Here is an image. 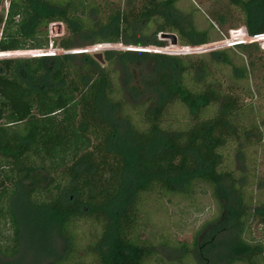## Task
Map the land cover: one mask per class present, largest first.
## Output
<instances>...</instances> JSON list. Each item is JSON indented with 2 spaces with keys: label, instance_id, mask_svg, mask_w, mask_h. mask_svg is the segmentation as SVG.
Segmentation results:
<instances>
[{
  "label": "trees",
  "instance_id": "1",
  "mask_svg": "<svg viewBox=\"0 0 264 264\" xmlns=\"http://www.w3.org/2000/svg\"><path fill=\"white\" fill-rule=\"evenodd\" d=\"M87 1L9 0L2 19L0 220L8 222L11 235L0 233V257L14 259L22 248L14 210L19 196L65 243L63 254L50 264H148L158 253L143 239L145 217L153 209L145 204L151 199L159 210L164 198L189 199L204 188L219 204L225 191L232 196L220 207L237 230L242 253L226 264H264V232L260 237L252 232L254 225L264 229V200L257 202L250 191L260 192L264 178L258 177L257 161L247 165V151L264 142V114L249 84L253 63L236 66L230 56L250 53L257 45L182 56L106 51V66L87 53H15L46 51L50 45L67 52L85 33L93 34V46L165 48L158 37L169 32L179 34L182 47L213 43L209 37L192 41L187 31L159 20V0L111 11L103 21L104 10ZM234 5L248 21V35H264V0ZM253 6L263 8L254 27ZM56 23L66 26L67 35L50 37ZM142 23L155 26L154 41H136L135 26ZM108 27L114 30H96ZM140 63L160 66L146 76L144 91L132 86L131 69ZM225 66L231 68L228 80L219 76ZM235 161L245 167L234 168ZM130 176L132 199L120 202Z\"/></svg>",
  "mask_w": 264,
  "mask_h": 264
},
{
  "label": "rangeland",
  "instance_id": "2",
  "mask_svg": "<svg viewBox=\"0 0 264 264\" xmlns=\"http://www.w3.org/2000/svg\"><path fill=\"white\" fill-rule=\"evenodd\" d=\"M141 1L94 0L96 5L104 10L103 14H99L103 18L102 21L106 20L111 11H125L133 5H138ZM87 2H92V0ZM237 2L238 0H159V20L176 24V28L187 31L190 34L187 38L192 41L198 42L209 37L213 43L208 45L182 47L180 46L179 34L172 33L178 37V46H172L170 41L166 40H161L166 41L167 46L165 48L142 46L140 44L130 47L122 44L93 46V34L85 33L75 37L77 48L67 52L52 48L46 52L51 53V56L63 54L80 56L83 53H87L94 57L96 54H102L104 60L106 51H141V49H148L149 51L145 52L149 53L173 56L185 54L207 55L237 46L235 44L229 46V44L237 40H243L248 42L246 45H257L256 49L250 53L241 54L233 51L230 56L236 66L253 63V69L249 65L251 70L249 84L254 95V102L259 111L264 114V36L260 40L259 38L251 40V38L245 36V34H248L245 24L248 21L239 6L234 5ZM8 6L9 0H4L1 9L0 38L3 30L2 19H5ZM254 7L250 11V25L252 27H254L256 20L260 18L259 11L263 10V8ZM90 17L96 20L97 17L94 11H92ZM174 24H171V26ZM61 25L63 32L59 36L67 35L66 26L62 23ZM91 25L92 23L89 22L88 26ZM145 26L144 23L135 26L136 41H154L156 37L153 35L156 29L155 26ZM97 29L100 34L114 30L112 27L104 30ZM241 30L242 34L232 35L233 31ZM59 36L51 33L50 37L56 38ZM159 37L158 40H160ZM164 49H167V52H162ZM33 52L18 51L15 53L25 54ZM101 65L106 66V63ZM159 68V65L140 63L137 67L131 69L132 86L143 90L145 87L143 83L148 78L146 76H154V72ZM220 71L219 76L224 80H228L231 75V68L229 66L221 67ZM117 74L113 73V76L117 78ZM127 77L123 74V79H127ZM107 112L110 111L107 110ZM234 152L233 154H235ZM247 158V165L251 167L257 161L258 177L264 178V142L249 149ZM244 167L245 165L242 162L239 161L237 163L235 161L234 168ZM126 181L120 202H129L132 199L134 179L130 176L126 178ZM177 185L180 186L181 184L178 183ZM250 191H253L251 195L255 197L257 202L264 200V184L260 192H255L254 187H251ZM231 200L232 196L226 191L225 194L219 195V202L222 206L229 205ZM220 204L213 197L212 191L204 188L198 189L194 196L189 199L182 197L164 198L158 204L160 206H158L159 210L150 199L145 204V207L148 210L150 206H153V209L152 213L145 217L147 218V225L143 231V239H147V241L156 246L158 256L152 258L148 264H226L232 257L240 255L242 252L235 238L237 230L233 227L231 220L226 221L225 216L222 217L225 212L222 211L223 207H220ZM14 206L22 228V248L14 259L0 257V264H50L59 258L65 250V243L57 234L53 233L50 227H46L48 219L43 214L35 213L31 210L19 196ZM6 223H8L6 220H0V233H2V237L8 238L11 235V230ZM83 229L87 231L86 226ZM252 232L255 234L254 236L260 237L264 229L261 225H254ZM186 247L192 254L187 253Z\"/></svg>",
  "mask_w": 264,
  "mask_h": 264
},
{
  "label": "water",
  "instance_id": "3",
  "mask_svg": "<svg viewBox=\"0 0 264 264\" xmlns=\"http://www.w3.org/2000/svg\"><path fill=\"white\" fill-rule=\"evenodd\" d=\"M61 26H62L61 23L60 24L56 23V24L52 25V28H51L52 34H56L57 36L61 35L62 32H63L62 29H61ZM241 32H242V30L241 31H233L232 35L242 34ZM159 38H160V40L170 41V44L172 46H178L179 45L178 37L175 34L162 33ZM263 48H264V46H263ZM40 57H51V55L43 54ZM94 58L101 64L105 63L102 54H96V55H94Z\"/></svg>",
  "mask_w": 264,
  "mask_h": 264
},
{
  "label": "built area",
  "instance_id": "4",
  "mask_svg": "<svg viewBox=\"0 0 264 264\" xmlns=\"http://www.w3.org/2000/svg\"><path fill=\"white\" fill-rule=\"evenodd\" d=\"M54 25V24H53ZM51 28H52V25H51V27H50V33H52L51 32ZM245 36H247V37H249V38H251V40L252 39H257V38H259V40L264 36V35H260V36H256V37H252V36H250V35H248V34H245ZM248 42H246V41H243V40H240V41H235L234 43H231V44H229V46L230 45H233V44H235V45H246ZM49 49H52V45H50V48ZM46 51H48V50H46ZM46 51H34L33 53H34V55L33 56H41V55H43V54H51V53H48V52H46ZM141 51L142 52H145V51H149L148 49H141ZM30 52H32V51H30Z\"/></svg>",
  "mask_w": 264,
  "mask_h": 264
}]
</instances>
